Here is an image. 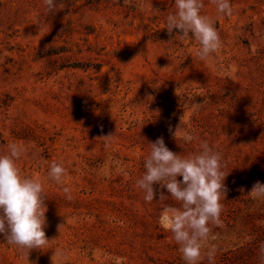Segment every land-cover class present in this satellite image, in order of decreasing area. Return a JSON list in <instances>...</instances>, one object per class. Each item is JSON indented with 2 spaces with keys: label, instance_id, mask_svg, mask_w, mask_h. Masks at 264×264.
I'll list each match as a JSON object with an SVG mask.
<instances>
[{
  "label": "rangeland",
  "instance_id": "374dc122",
  "mask_svg": "<svg viewBox=\"0 0 264 264\" xmlns=\"http://www.w3.org/2000/svg\"><path fill=\"white\" fill-rule=\"evenodd\" d=\"M64 3L49 13L45 0H0V154L25 148L18 167L42 183L56 239L27 257L0 234V264H52L57 250V264H186L159 224L180 202L166 189L159 201L158 185L147 202L137 187L161 136L177 154L207 142L222 156L220 223H209L197 264H264V196L250 194L264 183V0H229L231 17L202 0L222 40L208 60L167 32L175 0ZM180 123L193 141L170 136ZM52 163L66 169L63 184L48 177Z\"/></svg>",
  "mask_w": 264,
  "mask_h": 264
},
{
  "label": "clouds",
  "instance_id": "9594fccd",
  "mask_svg": "<svg viewBox=\"0 0 264 264\" xmlns=\"http://www.w3.org/2000/svg\"><path fill=\"white\" fill-rule=\"evenodd\" d=\"M212 3L218 12L228 17L233 15L229 0H212ZM45 5L49 13H56L66 6L64 0H45ZM175 5L177 11L167 16V32L169 35L175 33L180 40L194 39L200 45L198 57L208 60L221 49L222 40L215 22L201 14L202 0H175ZM151 98V95L147 96V99ZM202 105L195 103L193 109ZM180 119L182 123L184 115ZM181 123L175 129L169 127L170 136L175 140L193 141L194 136L182 129ZM113 136L109 133L97 139L107 142ZM149 144L151 152L144 161L145 172L137 180V187L143 190L147 202L156 200V185L161 189L159 201L166 199L163 191L166 189L173 200L180 202L179 208L170 204L163 207L159 224L171 231L186 264H197L201 257L199 241L208 236L209 223H220L223 208L220 201L227 191L222 156L207 142H202L199 153L187 156L171 151L163 136ZM25 151L21 145L12 143L4 145V152L0 154V234H3L7 245L16 246L29 257L32 251L44 252L56 239L50 240L46 235L48 208L42 183L22 176L18 167L17 162ZM65 176L63 166L51 164L48 177L52 181L63 184ZM178 177L183 178L182 182ZM63 191L71 199L70 189L64 187ZM250 194L264 196V183L256 181ZM63 226L58 225L59 232ZM62 255L59 250L54 251L52 264H57V258Z\"/></svg>",
  "mask_w": 264,
  "mask_h": 264
}]
</instances>
